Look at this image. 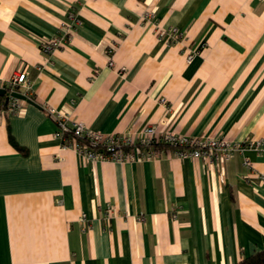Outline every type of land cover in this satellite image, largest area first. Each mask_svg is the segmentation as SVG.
I'll use <instances>...</instances> for the list:
<instances>
[{
	"label": "crops",
	"instance_id": "1",
	"mask_svg": "<svg viewBox=\"0 0 264 264\" xmlns=\"http://www.w3.org/2000/svg\"><path fill=\"white\" fill-rule=\"evenodd\" d=\"M23 71L22 111L0 123V264H237L264 251V153L211 162L163 145L153 160L89 161L46 111L135 139L155 125L264 140V0H0V86Z\"/></svg>",
	"mask_w": 264,
	"mask_h": 264
},
{
	"label": "built area",
	"instance_id": "2",
	"mask_svg": "<svg viewBox=\"0 0 264 264\" xmlns=\"http://www.w3.org/2000/svg\"><path fill=\"white\" fill-rule=\"evenodd\" d=\"M153 14L146 13L144 19L152 20ZM70 34L66 30V35ZM163 34V33H162ZM169 40L180 41L182 33L173 28L168 34ZM65 44L62 38H53L43 45V52L52 54L57 48ZM193 58L189 57V61ZM111 64H113L111 62ZM0 82L2 79L0 78ZM6 90V101L0 100V123L4 115H18L22 111L23 100L14 94L19 93L27 97L31 86L26 72H19L7 86H0ZM1 98V97H0ZM46 111L58 126L56 138L63 141L64 146L74 147L89 161H113L117 163L135 162L140 160H153L160 154V147L165 145L174 149L181 159H206L211 162H226L235 153H245L252 150L264 153V140L229 141L217 138L195 139L174 131L157 135L155 125L146 126L138 138L128 135H106L90 130L84 123L69 122L68 117L56 108L46 105ZM249 161H247V164ZM264 181V177L261 179ZM111 211L109 215L111 216Z\"/></svg>",
	"mask_w": 264,
	"mask_h": 264
},
{
	"label": "trees",
	"instance_id": "3",
	"mask_svg": "<svg viewBox=\"0 0 264 264\" xmlns=\"http://www.w3.org/2000/svg\"><path fill=\"white\" fill-rule=\"evenodd\" d=\"M2 102L6 101V97H1ZM237 264H264V251L257 252L252 256L241 260Z\"/></svg>",
	"mask_w": 264,
	"mask_h": 264
},
{
	"label": "water",
	"instance_id": "4",
	"mask_svg": "<svg viewBox=\"0 0 264 264\" xmlns=\"http://www.w3.org/2000/svg\"><path fill=\"white\" fill-rule=\"evenodd\" d=\"M5 94H6V90H4V89H0V97L4 96ZM14 95H15L17 98H19V99H22V100H25V99H26L25 96H23V95H21V94H19V93H15Z\"/></svg>",
	"mask_w": 264,
	"mask_h": 264
}]
</instances>
